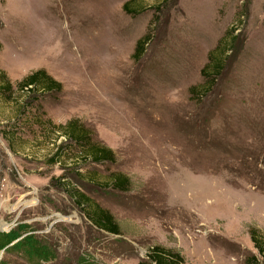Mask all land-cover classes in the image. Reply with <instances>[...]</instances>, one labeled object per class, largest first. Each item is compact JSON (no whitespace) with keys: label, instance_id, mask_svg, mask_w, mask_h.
<instances>
[{"label":"rangeland","instance_id":"374dc122","mask_svg":"<svg viewBox=\"0 0 264 264\" xmlns=\"http://www.w3.org/2000/svg\"><path fill=\"white\" fill-rule=\"evenodd\" d=\"M125 1L0 0V232L20 233L0 264H135L155 244L183 264H264L248 234L264 232V0ZM208 52L222 60L211 86ZM38 68L59 89H15ZM70 118L114 160L80 158L57 127ZM65 183L119 233L91 224Z\"/></svg>","mask_w":264,"mask_h":264},{"label":"trees","instance_id":"16d2710c","mask_svg":"<svg viewBox=\"0 0 264 264\" xmlns=\"http://www.w3.org/2000/svg\"><path fill=\"white\" fill-rule=\"evenodd\" d=\"M130 2L131 0H126L122 3V9H124V11H132L127 7ZM147 40L148 34H143L136 39L133 51L131 53L132 59H137L140 54H142L144 44ZM217 47L218 46H215L213 50H215ZM216 56H218L216 53L211 54V52H208L207 60L200 68V73L204 81L209 80L210 86L213 82V79H215L222 67V60ZM0 80H3V82L0 83V93L6 96L11 90V83L2 70H0ZM59 86V82L53 79L42 68L35 69L25 74L15 83V89H19L22 92L24 91L28 95L34 90L38 91L45 89L46 91H50L53 89H59ZM194 88L195 86L190 87V92H193V90H195ZM22 110L23 109H21V111ZM57 127L60 129V132L72 142L73 146L78 148V156L84 161L89 160L93 163H103L112 162L114 160L112 150L100 142L92 141L89 138V134L85 132V130L75 118H70L62 125H58ZM61 152L62 145H56L54 151L48 157V160L52 162L59 158ZM108 178L107 185L113 190H127L129 180L128 177L123 173L112 172L109 173ZM65 185L66 192L68 191L71 193L70 196L76 205L84 211L85 217L91 222V224L108 233H119L118 223L107 209L102 208L98 204L94 203L84 193L77 191L75 188L73 189L69 187L68 183H65ZM64 188L65 187H63V189ZM248 234L252 246L256 249L257 254L261 258H264V232L260 231L256 227L251 226L248 228ZM19 235L20 233H11V235H8L6 232H0V250L3 252L12 250L16 241L14 244H12V242L17 239V237L19 238ZM19 241L22 242L21 238L17 242ZM27 248H31V251L34 252V254L31 255L32 259L41 260L44 258L43 251L40 249L38 244L34 242L33 244L24 242V245L20 248L17 247L18 250L16 251L18 253H26L29 251ZM83 262L87 264H94L86 260ZM135 264H183V262L181 256L176 251H172L167 247L155 244L149 247L145 258L137 261ZM243 264H259V260L257 259V256L252 254L244 258Z\"/></svg>","mask_w":264,"mask_h":264}]
</instances>
